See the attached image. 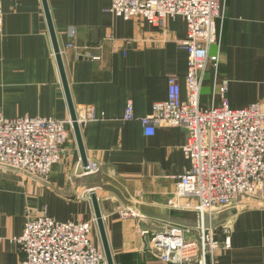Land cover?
Wrapping results in <instances>:
<instances>
[{
  "label": "crops",
  "instance_id": "crops-1",
  "mask_svg": "<svg viewBox=\"0 0 264 264\" xmlns=\"http://www.w3.org/2000/svg\"><path fill=\"white\" fill-rule=\"evenodd\" d=\"M47 4L74 106L79 113L83 106L91 107L97 116L81 126V135L86 163L98 162L101 169L81 174L86 163L73 131L43 0H2L0 115L67 120L70 139L47 181L0 168V264H19L25 258L15 238L23 234L29 213L46 212L62 222L96 221L93 195L115 264H167L154 252L153 236L197 223L193 210L172 205L177 177L191 166L183 151L186 132L158 126L148 136L141 118L151 113L155 101L167 99L171 77L177 78L182 98H187L186 23L177 16L161 29L141 18L125 20L108 10L112 0ZM217 24L221 45H212L210 54L219 51L216 72L219 81H229V106L264 105V0H226L224 18ZM107 34L114 36V43ZM214 74L211 64L202 107L210 104ZM129 103L135 117L126 120ZM177 200L181 206L195 202ZM240 203L217 215V239L223 242L222 227L228 226L231 246L220 249L207 264H264V205L248 198ZM125 211L127 216L122 215ZM92 237L103 249L97 222Z\"/></svg>",
  "mask_w": 264,
  "mask_h": 264
},
{
  "label": "built area",
  "instance_id": "built-area-1",
  "mask_svg": "<svg viewBox=\"0 0 264 264\" xmlns=\"http://www.w3.org/2000/svg\"><path fill=\"white\" fill-rule=\"evenodd\" d=\"M226 0H112L110 12L130 20L141 18L155 28L164 29L167 20L180 16L187 26L183 42L188 52L187 98L176 77L169 79L168 97L155 101L150 114L141 118L146 135L156 127H178L186 132L183 151L190 168L177 177L172 205L193 210L194 227L169 228L151 239L154 252L167 264H207L214 262L220 249L230 248V228L222 227L223 242L217 239V215L246 196L264 205V105L253 103L240 109L229 106L226 93L229 81H219V51ZM5 14L0 0V40L4 36ZM106 39L114 43V36ZM86 56L92 57L89 53ZM214 65L210 104L202 107V88L210 65ZM219 97V103H217ZM80 127L96 120L95 110L83 106L77 110ZM135 117L129 103L124 118ZM67 120L26 116L6 118L0 115V168L47 181L52 166L59 162L69 142ZM82 175L100 171L98 162L82 166ZM178 198L195 202L179 205ZM128 211L123 212L127 216ZM96 221H58L46 212L29 213L23 234L15 241L25 254L19 264H107L104 250L94 243ZM146 232V231H145Z\"/></svg>",
  "mask_w": 264,
  "mask_h": 264
},
{
  "label": "water",
  "instance_id": "water-1",
  "mask_svg": "<svg viewBox=\"0 0 264 264\" xmlns=\"http://www.w3.org/2000/svg\"><path fill=\"white\" fill-rule=\"evenodd\" d=\"M43 5H44L46 17H47V22L49 25V30H50V34H51L54 53H55L56 60H57L58 66H59V70H60L62 82L64 85L66 98L68 101L73 131H74L76 142H77L80 154H81V158H82L83 162L86 163L87 158H86L85 148H84L83 141H82L81 127L77 121V112H76V108L74 106V103H73V100L71 97V93L69 90V84H68L67 75H66L65 67H64V63H63L62 52H61V48L59 46V43H58V40L56 37V33L54 30V26H53L51 14L49 11V7L47 4V0H43ZM92 201H93V205H94V209H95L96 222H97V226H98V229L100 232L102 246H103V250L105 253V257H106V262H107V264H115L113 254L111 252V248L109 245V240H108L107 232L105 229V224H104L103 216L101 213L100 205H99L98 198L96 195H93Z\"/></svg>",
  "mask_w": 264,
  "mask_h": 264
},
{
  "label": "rangeland",
  "instance_id": "rangeland-1",
  "mask_svg": "<svg viewBox=\"0 0 264 264\" xmlns=\"http://www.w3.org/2000/svg\"><path fill=\"white\" fill-rule=\"evenodd\" d=\"M209 95H210V94H207V98L209 97ZM241 200H246V196H244V197H240V200H239L238 202H236V205H238V206L242 205V204L240 203ZM216 220H217V219H216Z\"/></svg>",
  "mask_w": 264,
  "mask_h": 264
}]
</instances>
